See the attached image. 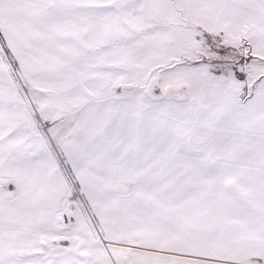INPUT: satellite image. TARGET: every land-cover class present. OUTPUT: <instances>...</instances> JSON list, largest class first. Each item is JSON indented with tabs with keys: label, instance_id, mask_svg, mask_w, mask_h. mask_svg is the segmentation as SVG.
I'll return each instance as SVG.
<instances>
[{
	"label": "snow or ice",
	"instance_id": "snow-or-ice-1",
	"mask_svg": "<svg viewBox=\"0 0 264 264\" xmlns=\"http://www.w3.org/2000/svg\"><path fill=\"white\" fill-rule=\"evenodd\" d=\"M0 264H264V0H0Z\"/></svg>",
	"mask_w": 264,
	"mask_h": 264
}]
</instances>
